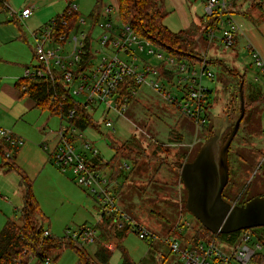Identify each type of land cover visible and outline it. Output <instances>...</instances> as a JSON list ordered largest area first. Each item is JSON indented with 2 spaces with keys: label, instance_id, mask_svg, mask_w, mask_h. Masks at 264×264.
<instances>
[{
  "label": "rangeland",
  "instance_id": "obj_1",
  "mask_svg": "<svg viewBox=\"0 0 264 264\" xmlns=\"http://www.w3.org/2000/svg\"><path fill=\"white\" fill-rule=\"evenodd\" d=\"M3 1L15 12H21L33 2ZM235 1V18L240 30L231 49H225L215 41L210 44L202 34L205 27L201 18H205L209 0H165L169 14L163 22L173 32L184 30L182 25L188 23L187 20L190 23L196 22L200 28L199 35H195L193 52L200 58L207 54L208 68L214 74L213 81L205 80L210 88L209 129L216 130L226 118L233 124L238 120L241 109L237 88L239 81L244 78L245 117L230 148V178L223 193L226 201L237 205L239 201L244 202L264 194V77L255 64L252 52L248 50V45L252 44L264 57V7L261 0ZM98 2L76 0L73 3L79 5L80 21L86 20L87 24H78L79 27L76 26L71 31L72 37H80V33L87 34L90 31L92 22L89 16ZM56 4L59 6L54 17L62 14L68 6L66 0H58ZM49 19L47 20L50 21ZM14 21L8 12L1 10L0 28L13 31L22 25L26 29L27 24ZM38 22L34 23V27ZM94 32V40H97L101 32L97 29ZM153 48L156 50L157 46ZM71 52L72 46L67 45L60 56H68ZM143 57L149 59L146 54ZM36 65L35 58L32 57L28 67ZM75 101L84 103V98L82 95L76 96ZM88 109L99 127H91L83 131V134L100 151L107 165L104 172L113 177L117 169L125 170L124 172L132 169L135 171L127 184L126 194H116L115 188L118 206L156 238L141 240L134 227L124 240H119L112 234L107 236L106 241L103 240L101 224L99 225L102 202L79 186L70 173H63L55 163L48 162L44 168L46 157L47 161H50V157L43 150L41 152L46 157L41 152L36 155L34 151L21 159L18 157L16 164L20 171L0 169V233L8 220L22 224L21 209L25 205L24 197L27 192L23 174L31 184V191L46 218L44 227L50 229L53 237L64 238L68 231L74 232L84 226L98 227L100 230V238L94 244L79 245L80 253L70 246L59 247L54 254L57 260L52 264H124L126 260L131 264L179 263V255L172 253L170 246L165 243L169 236L179 242L182 250L197 237L205 240L200 222L187 211L186 204L183 207L185 195L187 201V190L179 169L180 165L192 162L207 141L204 130H198L191 118L167 103L159 93L145 87L136 90V95L130 98L123 115L115 111H109L106 115L104 108L97 111ZM39 116L34 128L37 133L30 134L40 135L38 128L45 126L44 132L58 131L61 122L59 116H51L49 111L39 113ZM106 120L113 123V128L106 127ZM23 139L26 145L32 142L39 147L35 138ZM125 145L126 156H121L117 164H112L116 152L122 151ZM14 154L16 153L13 156ZM1 163L3 160L0 157ZM181 219L185 226L183 234L176 231ZM187 223L191 225L186 226ZM216 241L220 249L230 253L238 244L239 237L236 243L220 238ZM104 250L107 257H99L98 251ZM31 264H36V261Z\"/></svg>",
  "mask_w": 264,
  "mask_h": 264
},
{
  "label": "built area",
  "instance_id": "obj_2",
  "mask_svg": "<svg viewBox=\"0 0 264 264\" xmlns=\"http://www.w3.org/2000/svg\"><path fill=\"white\" fill-rule=\"evenodd\" d=\"M261 5L264 7V0H261ZM2 6L4 11L20 23L29 20L36 10L35 5H30L21 12H15L5 1H2ZM235 6V0H209L203 36L210 44L215 41L225 49H231L235 45L236 35L240 30L235 18ZM67 7L68 15L78 12L73 3ZM101 16L103 20L96 26L91 23L90 31L87 34L80 33V37H72L71 32L58 34L56 20L33 32V52L37 65L25 69L23 80L60 83L66 90L65 94L74 101L76 96H83L84 103L77 102L78 104L90 109L104 108L106 115L109 111L123 115L130 98L136 95V90L145 87L159 93L167 103L191 118L198 130H204L209 122L210 94L205 80L214 79V74L208 68L207 54L201 56L202 60L189 61L158 46L155 50V44L122 22L119 5L104 6ZM60 24L68 26L65 19H61ZM78 24L86 25L87 21L81 22L79 19ZM96 29L100 30L101 36L94 40ZM67 45L72 46V52L61 57ZM248 50L252 52L255 64L264 77L263 55L252 44L248 45ZM145 54L149 59L143 57ZM22 90L26 91L27 86L24 85ZM59 115L60 127L54 132L57 145L50 151V155L63 173H70L79 186L102 202L99 225L105 219L110 220L114 237L128 227L130 230L135 227L141 240L155 239L154 234L134 222L118 206L114 194L118 181L114 176L109 177L104 169H100V151L85 139L83 131L76 125L75 111L71 110L68 114L61 112ZM105 124L107 128H113L110 120H106ZM2 144L7 147L5 158L12 161L13 153L23 147L25 141L0 128V146ZM125 168L129 170L127 165ZM184 227L181 219L176 231L183 234ZM97 228L84 226L74 232L68 231L64 238L80 246L94 244L100 238V230ZM238 237V244L230 253L220 249L216 240L206 238L195 239L184 250L170 236L165 243L170 246L172 253L179 255L181 264H252L258 254H263L264 235L260 240L249 229L239 232ZM51 238L53 235L50 229H45L42 240ZM52 263L49 258L43 262Z\"/></svg>",
  "mask_w": 264,
  "mask_h": 264
},
{
  "label": "trees",
  "instance_id": "obj_3",
  "mask_svg": "<svg viewBox=\"0 0 264 264\" xmlns=\"http://www.w3.org/2000/svg\"><path fill=\"white\" fill-rule=\"evenodd\" d=\"M75 1L76 0H66L68 5L74 3ZM118 1L120 18L124 24L130 25L137 34L147 40H150L156 46L165 49L167 52L186 58L189 61H195L192 57L193 55H196V53L193 52L194 44L196 42L195 35H199L200 28L193 24L188 29L178 33L171 31L164 25L163 22L169 14L165 6V0ZM99 9L100 5H97L89 16L94 24L98 23L100 18ZM67 11L68 7L62 15L54 19L58 22V34L71 32L78 25V20L80 18L79 12L68 15ZM61 19L67 20L69 28H65L60 24ZM205 26L206 25L204 23V27ZM240 82L245 84L243 77L238 83V97H240ZM24 85L27 86V90L24 91V93L31 97L41 110H48L56 114H61V112L63 114H68L71 110H74L76 114L75 123L82 131H86L91 127L93 129H97L99 127L95 124L96 122L94 121L88 107L78 104L69 95H66V90L62 87V84H52L37 80H21L18 86L22 88ZM210 123L211 118L209 117L208 126L204 129V136L206 135V140L212 137L215 131L214 128L209 129ZM0 147L1 158L5 162L2 168H7L8 171L18 170V167L13 163L14 159L9 161L5 158L7 147L3 144ZM114 147H116L115 144ZM125 147L126 145L122 147V151L117 149L118 151L116 152L115 158H113L112 164H117L118 158L121 156L124 157V155L126 156ZM131 152H128V154H132ZM230 153L231 152H229V158ZM104 168H107V165L101 161L100 169ZM118 172H120V169H117V173ZM22 178L23 182L27 186V192L24 197L25 205L21 209L22 224L19 225L13 220H8L2 229L0 233V264H31L33 261H36V264H43V262L48 258L52 259V262H55L57 257H54V254L59 247L63 246L73 247L80 253V246L66 240L65 238L60 239L53 237L45 241L42 240V234L45 230L44 222L46 218L42 214L39 204L31 191V184L29 183L27 177L22 174ZM260 196H264V194ZM223 197L225 199V196ZM250 200L251 198L244 202L239 201L237 205L243 206ZM184 204H186V195L183 207ZM100 228L102 230V238L106 241L107 236H111L112 234L111 221L105 219L104 222L101 223ZM130 229V227L126 228L115 237L119 240H124ZM201 230L205 233L206 239L216 240L217 238H220L231 243H236L239 235V233L230 235H214L202 225ZM252 230L259 236V239L262 240L261 236L264 235V227ZM104 251H98V256L106 258L107 254L106 251ZM86 264H88V262ZM124 264H131V262L126 260ZM176 264L181 263L179 262ZM252 264H264V254H258L253 259Z\"/></svg>",
  "mask_w": 264,
  "mask_h": 264
},
{
  "label": "crops",
  "instance_id": "obj_4",
  "mask_svg": "<svg viewBox=\"0 0 264 264\" xmlns=\"http://www.w3.org/2000/svg\"><path fill=\"white\" fill-rule=\"evenodd\" d=\"M1 1L3 0H0V12L2 10ZM97 1L99 2L96 4V6H94L97 7V5H100V18L98 22L103 20L101 15L103 13L104 6H117L119 3L118 0ZM57 2L58 0H33L32 3H29L24 7L26 8L30 5H35L36 7L34 15L26 21L27 23H24L27 24L26 29L23 28L22 25H19L18 30L13 29V31L10 29L0 28V128L8 130L20 138H35V141L39 143V147L35 143L31 142L27 145L25 144L19 150L15 151L16 154H14L13 163L18 167L19 171L20 167L16 164L17 158L19 157V159H21L23 156L28 155V153L32 151H34L36 155H38L41 150H43L45 153L47 152L48 156L50 157V161H47V157L43 152H41L42 155L46 157L44 168L47 167L48 162L54 163L50 155V151L57 145V139L55 138L54 132H44L45 128L47 127L45 126L43 128H38L41 131L40 135L30 134L31 132L37 133L34 129L35 124L38 121L36 118L39 116V113H43L44 110H41L37 106V103L31 97L26 95L22 88L18 85L21 80H23L25 69L28 68V64L31 62L32 57L35 58L33 52L34 41H32L31 38L32 33L40 29L45 24L50 23L58 16L62 15L57 14L56 17H54V14L57 12L56 10H58L59 6L56 4ZM94 9L92 8V10ZM48 18H50V21L47 20ZM201 19H203L204 25L205 18ZM44 20H47L48 22H43ZM36 21L39 22L36 23L34 27V23ZM187 22L188 23L182 25L183 28H185L184 30L188 29L193 24L198 25L196 22L190 23L188 20ZM92 24L96 26L97 23L94 24V22H92ZM31 27L36 29H32ZM204 29L202 30V34L204 33ZM98 109L93 110L97 111ZM49 112L51 116H59L60 119L59 114L53 113L51 111ZM101 161L104 163L102 156ZM4 164L5 162L3 160V163L0 164L1 171L4 170V168H2ZM124 171L125 170H122L116 173L117 175L114 176L118 181L116 194L124 195L126 192H128L127 184L130 183V178L135 173L133 169L128 172ZM121 179H123V181Z\"/></svg>",
  "mask_w": 264,
  "mask_h": 264
},
{
  "label": "water",
  "instance_id": "obj_5",
  "mask_svg": "<svg viewBox=\"0 0 264 264\" xmlns=\"http://www.w3.org/2000/svg\"><path fill=\"white\" fill-rule=\"evenodd\" d=\"M192 57L202 60L195 55ZM240 109V117L234 124L228 118L222 121L195 159L179 166L187 190V211L214 235L264 227V196L255 197L243 206L231 204L223 197L230 178V148L245 117L243 83L240 85Z\"/></svg>",
  "mask_w": 264,
  "mask_h": 264
},
{
  "label": "flooded vegetation",
  "instance_id": "obj_6",
  "mask_svg": "<svg viewBox=\"0 0 264 264\" xmlns=\"http://www.w3.org/2000/svg\"><path fill=\"white\" fill-rule=\"evenodd\" d=\"M230 132V130H228L227 132H226V134H228Z\"/></svg>",
  "mask_w": 264,
  "mask_h": 264
}]
</instances>
